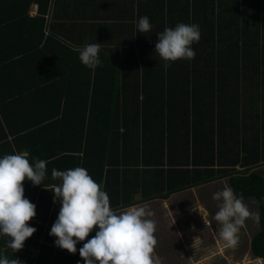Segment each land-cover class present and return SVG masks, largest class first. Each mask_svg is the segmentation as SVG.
Returning a JSON list of instances; mask_svg holds the SVG:
<instances>
[{"label": "trees", "instance_id": "1", "mask_svg": "<svg viewBox=\"0 0 264 264\" xmlns=\"http://www.w3.org/2000/svg\"><path fill=\"white\" fill-rule=\"evenodd\" d=\"M168 1L157 10L155 27L145 38H158L166 27L178 23L199 25L201 38L191 45L195 58L165 62L155 46L143 47L139 37L141 68L130 69V81L114 83L102 97L93 89L86 94L88 88L75 106L48 93L55 101L54 111L50 102L40 106L45 112L50 107L40 114L37 135L28 149L30 163L48 162L47 173L43 183H32L31 200L24 191V197L36 205L29 226L37 231L17 252L8 246L10 238L0 235V257L17 258L19 264H85L79 249L95 229L76 244L75 254L56 246V237L49 234L61 207L52 191L62 181L52 178V170L83 167L108 194L114 211L226 178L237 197L257 203L259 230L250 250L257 261H264V178L253 172L264 165V0ZM48 52L56 61L64 52L66 62L74 54L62 44ZM204 109L208 113L200 115ZM190 110L193 129L186 131ZM139 123L143 135L146 127L160 128L153 132L155 141L142 144L140 160L132 153L138 150L130 146L138 149L130 134L138 132ZM175 136L182 137L183 147L182 142L176 144Z\"/></svg>", "mask_w": 264, "mask_h": 264}, {"label": "crops", "instance_id": "2", "mask_svg": "<svg viewBox=\"0 0 264 264\" xmlns=\"http://www.w3.org/2000/svg\"><path fill=\"white\" fill-rule=\"evenodd\" d=\"M167 1L0 0V157L19 152L29 154L28 149L33 145L32 138L34 140L37 135L35 132L38 131V118L45 112L40 106L48 105L49 102L52 110L55 106V101L48 98L49 92L53 93V98H61L63 101L68 99V102L75 106L92 89L96 94L100 93L98 97H102V93L106 94L112 90L114 83L120 86L123 81H130L133 78L130 76V69L141 68L137 49L138 38L140 37L141 45L146 48L155 46L158 42V38L146 39V33H139L136 30L137 21L142 16L151 17L153 22L150 23L155 27L157 10ZM157 31L159 33L158 29ZM97 42L101 43L99 56L104 59L98 66L99 75L96 74L98 67L93 71L84 66L78 51L74 50ZM61 44L74 53L69 54V62L62 56L64 52L59 54L60 61H56L48 52L58 49ZM114 68H117L115 75L112 74ZM96 77L100 80L93 81ZM89 79L90 84L83 85ZM97 83H100V86ZM88 88V93L84 92ZM37 106L40 108H35ZM48 108H45L47 113ZM203 112L208 113V110L204 109L198 113L202 115ZM58 113L62 116L64 112L59 109ZM192 113L191 110L188 112L189 124L186 131L193 129ZM203 121L202 119L201 122ZM140 126L141 123L135 135L130 134L132 140L137 141L138 149L134 144L130 146L138 150L137 153H132L139 154V160L142 154L144 155L142 144L155 141L153 132L159 133L160 130L151 125L148 130L146 127L143 135ZM44 135L45 138L48 137L45 133ZM72 139L76 144L79 142L78 136ZM127 140L130 142L128 136ZM175 140L176 144L182 142L179 146L183 147L182 137L180 139L175 136ZM145 156L146 159L153 160L148 154ZM259 168L264 169V165ZM259 175L264 178L262 174ZM222 179L227 180L217 179L181 192L199 191L200 188ZM24 184L26 196L29 194L31 200L32 182L26 179Z\"/></svg>", "mask_w": 264, "mask_h": 264}, {"label": "clouds", "instance_id": "3", "mask_svg": "<svg viewBox=\"0 0 264 264\" xmlns=\"http://www.w3.org/2000/svg\"><path fill=\"white\" fill-rule=\"evenodd\" d=\"M136 26L139 33L152 30L147 16L140 17ZM157 36L155 52L165 62H175L195 58L191 45L199 42L201 32L199 25L178 23L174 28L166 27ZM74 50L89 69L94 71L101 64V43L86 44ZM47 163L42 159L30 163L27 152L0 158V235L10 238L8 246L14 252L21 250L37 231L29 226V221L36 216V205L24 197L23 182L27 179L34 186L43 183ZM51 175L62 181L52 191L61 204L49 233L56 237V246L75 254L76 244L85 241L95 228V235L79 249L85 264H161L155 254V213L148 206H130L117 213L110 206L108 194L83 167L53 169ZM213 199L219 202L214 216L219 225V237L229 245L237 243V233L246 220L259 223V213L252 212L232 188L215 192ZM204 222L207 224L206 220ZM0 264H19V259L0 257Z\"/></svg>", "mask_w": 264, "mask_h": 264}, {"label": "rangeland", "instance_id": "4", "mask_svg": "<svg viewBox=\"0 0 264 264\" xmlns=\"http://www.w3.org/2000/svg\"><path fill=\"white\" fill-rule=\"evenodd\" d=\"M253 171L264 176V169L259 166ZM225 187H229L228 182L222 179L199 191L188 190L167 199L136 205H146L155 213V254L160 257L161 264H264L251 254L250 241L259 230L258 223L252 219L246 220L240 228L235 245H229L219 237V225L214 220L219 202L213 199V194ZM243 202L252 212L258 213L255 199Z\"/></svg>", "mask_w": 264, "mask_h": 264}]
</instances>
